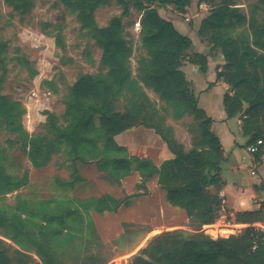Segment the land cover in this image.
I'll return each mask as SVG.
<instances>
[{
    "label": "trees",
    "instance_id": "obj_1",
    "mask_svg": "<svg viewBox=\"0 0 264 264\" xmlns=\"http://www.w3.org/2000/svg\"><path fill=\"white\" fill-rule=\"evenodd\" d=\"M6 1L22 14L31 10L33 2ZM103 1L82 0L89 7L87 15ZM118 1L123 12L130 6L143 9L144 50L136 60V77L130 76V48L122 35L119 18H114L105 28L94 27V37L102 49L100 61L105 73L82 76L73 85L71 100L64 112L65 124L58 125L54 116L47 112L54 129L51 142L36 141L32 152H27L28 157L32 166L39 168L45 165L53 151L63 150L68 152L72 163L75 160L85 163L87 159L81 153L95 149L96 164L117 183L138 172L140 182L136 188L145 191L146 183L157 176V183L166 190L168 205L184 209L190 226L202 229L210 225L220 211V199L207 187L219 181L222 149L218 137L210 129L211 119L198 106L181 66L184 61H189L205 71L207 55L195 52L189 57L191 38L180 33L158 12V8L172 5L178 12L185 13L192 0ZM261 1L264 5V0ZM236 27L240 30L235 31ZM198 33L208 39L212 48H219L225 59L223 69L217 71L216 77L223 78L233 90L223 98L227 116L240 112L244 124L264 118V90L261 88L264 54L257 51L264 52V17L257 23L255 13L244 14L235 0H220L201 20ZM3 50L4 43L0 41V60ZM144 88L158 94L170 107L174 118L186 114L192 116L195 132L189 150L175 139L173 128L165 124V117L150 102ZM121 94H128L134 105L118 113L113 104ZM244 103H247L245 108ZM22 113L19 102L0 94V119L7 127L21 131L18 121ZM139 124L152 128L164 140L173 158L156 166L147 158L127 154L126 148L114 141L115 135ZM261 133L264 131L255 132L251 140ZM17 142L25 151L27 142L19 134ZM27 178V172L16 177L5 172L0 164V197L21 188ZM123 202L125 199L110 195L83 199L65 196L39 201L32 207L24 205L21 215L8 217L5 211H0V264H61V254L57 253L53 242L61 250L66 242L70 245L69 264H106V257L94 249L89 240L90 228L96 232L88 210H116ZM51 205L58 211L50 212ZM262 217L259 211L237 214V220L243 223L262 220ZM251 229L246 227L240 234L227 238L210 237L201 231L185 235L177 230H160L151 236L145 248L132 256L130 264H264V244L260 243L253 252L250 250Z\"/></svg>",
    "mask_w": 264,
    "mask_h": 264
},
{
    "label": "rangeland",
    "instance_id": "obj_2",
    "mask_svg": "<svg viewBox=\"0 0 264 264\" xmlns=\"http://www.w3.org/2000/svg\"><path fill=\"white\" fill-rule=\"evenodd\" d=\"M32 1L31 10L22 14L14 10L6 0H0V41L4 43L0 60V94L19 102L23 109L18 121L21 131L7 127L0 119V164L5 172L16 177H21L24 172L28 174L27 182L21 188L0 197V211H5L8 217L17 213L21 215L24 205L32 207L39 201L65 196L87 198L111 194L119 199H134L136 202L133 210L137 213L134 216L132 214V218L129 217V205H126L114 220H106L113 227L108 234L109 240L103 242V237L100 233L97 237L93 227L90 228L89 239L93 248L106 257V264H115L114 261L130 264L132 256L150 241V237L144 236L148 230L147 225L139 218L143 215L139 212L143 210L142 195L146 190L136 188L132 174L125 184L109 178L105 170L96 164L95 157L98 155L94 156L95 149L80 152L87 159L85 163L80 160L72 163L68 152L53 151L45 165L39 168L32 166L28 154L32 152L36 141L51 142L54 129L50 126L47 112L54 116L58 125L65 124L64 112L67 102L71 100L73 85L82 76L105 73L100 61L102 49L94 37V27L105 28L114 18H119L122 35L130 48V76L133 79L136 77V60L144 50L141 35L143 9L130 6L123 12L118 0H104L88 16L89 7L82 0ZM219 1L192 0L185 13L178 12L172 5L158 8V12L166 19L180 18L188 26L191 40L196 46L202 43L209 47L210 53H221L219 48H212L208 39L198 33L201 20ZM235 3L246 15L249 13L247 7L260 6L257 10L258 20L264 17L261 0H235ZM236 30H240V27H236ZM193 53L195 52H188V56L191 57ZM148 92L146 95L150 102L165 117V124L169 125L168 121L173 120L172 110L152 89L148 88ZM127 95L121 94L114 101V111L123 113L134 105ZM176 124L178 128L187 131L192 139L195 122L191 115H183ZM18 134L27 142L25 151L17 142ZM125 152L128 154L127 149ZM72 204L74 205V201ZM64 207L67 208V205ZM50 208L52 212L58 211L53 205ZM97 229L98 227L95 228ZM52 244L56 246L57 253L61 254V264L69 263L70 245L66 242L63 246L65 248L61 250L55 242Z\"/></svg>",
    "mask_w": 264,
    "mask_h": 264
},
{
    "label": "crops",
    "instance_id": "obj_3",
    "mask_svg": "<svg viewBox=\"0 0 264 264\" xmlns=\"http://www.w3.org/2000/svg\"><path fill=\"white\" fill-rule=\"evenodd\" d=\"M259 8L260 6L257 8L255 6L247 7L248 12L252 11L255 13L257 23L262 21H259L257 17V10ZM167 19L173 23L180 33L191 38L188 26L180 18L174 19L170 17ZM191 48H193L192 51L190 50ZM208 48L207 45L202 43L196 46V43L193 41L188 50L189 53L198 52L207 54V68L205 71L200 70L197 64L189 61L183 62L181 70L189 81L190 89L197 97L198 106L211 119L210 129L216 134L221 145L222 159L219 163V181L216 184L209 185L207 190L211 194L217 195L220 199V211L217 216L222 215L231 223L230 227L221 228L217 233V237L227 238L229 235L241 233L242 230H238L236 226L244 228L252 227L255 224H262L264 226V144L256 153H249L245 148L249 142L256 140H251L255 132L264 131V118L260 117L253 123L244 124V116L240 112L234 116H227L223 98L226 93L232 94L233 90L223 78L216 77L217 71L221 70V65L224 63V57L222 53H210ZM257 51L264 54L263 50L258 49ZM261 88L264 90L263 81H261ZM144 91L146 94L149 93L148 88H144ZM243 107H247V103H244ZM182 117L174 118L172 116L174 121L169 120L168 124L174 130L175 139L182 143L186 150H189L192 140L190 134L184 129L178 128L176 124ZM263 134L261 133L257 139L264 141ZM114 137L115 142L119 143V146L126 147L129 155L147 158L156 166H159L164 160L173 158V154L168 149L164 140L152 128L141 124L131 127ZM132 177L135 178L136 184L140 182L138 172H134ZM128 178L129 176L123 178L124 181L122 179L121 182L125 184ZM145 189L146 193L142 195L144 200V202L142 201L144 203L143 210L139 212L143 214L139 218L143 220L147 225L146 229H148L144 236L151 238L159 230H177L183 232L185 235L200 231L205 233L204 228L207 226L199 230L192 228L184 209L172 208L168 205L166 190L157 183V176H153L146 183ZM102 195L114 197L111 194H99L89 197H101ZM125 201L116 210H104L103 212H98L95 209L88 210L91 221L96 222L95 224L92 221L93 225H95L94 228L98 227L99 229H97L98 233L95 230L96 236L99 237L98 234L100 233L103 237V242L109 240L108 234L113 230L111 222H107V219L114 220L120 212H123V208L126 205H129V217L137 213L133 210V205L136 201L134 199H127ZM253 211L262 213L263 219L244 223L237 220L238 213ZM77 242L80 243V241ZM29 253L40 262L34 253Z\"/></svg>",
    "mask_w": 264,
    "mask_h": 264
},
{
    "label": "built area",
    "instance_id": "obj_4",
    "mask_svg": "<svg viewBox=\"0 0 264 264\" xmlns=\"http://www.w3.org/2000/svg\"><path fill=\"white\" fill-rule=\"evenodd\" d=\"M264 144L262 139H256L253 142H249L246 145V150L249 153H256L259 151L260 147ZM231 223L227 220L226 217L219 215L217 216L213 223L204 228V232L210 237H217V233L221 228L230 227ZM238 230L244 229V227L236 226ZM250 239L251 247L250 250L255 251L259 244H264V226L262 224H255L251 227ZM115 264H119L118 261H114Z\"/></svg>",
    "mask_w": 264,
    "mask_h": 264
}]
</instances>
